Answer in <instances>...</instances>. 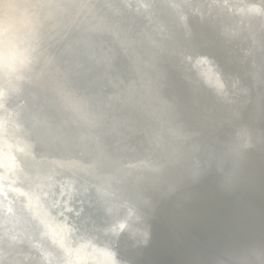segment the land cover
Instances as JSON below:
<instances>
[{
    "label": "water",
    "instance_id": "water-1",
    "mask_svg": "<svg viewBox=\"0 0 264 264\" xmlns=\"http://www.w3.org/2000/svg\"><path fill=\"white\" fill-rule=\"evenodd\" d=\"M84 1L85 23L30 43L29 68L0 77V263H166L142 246L163 228L173 264H202L249 237L232 203L263 177L264 0ZM53 67L109 115L85 125ZM181 181L190 216L160 226Z\"/></svg>",
    "mask_w": 264,
    "mask_h": 264
},
{
    "label": "bare ground",
    "instance_id": "bare-ground-1",
    "mask_svg": "<svg viewBox=\"0 0 264 264\" xmlns=\"http://www.w3.org/2000/svg\"><path fill=\"white\" fill-rule=\"evenodd\" d=\"M86 18H90V14L89 7L84 0H0V77L2 78L1 74L10 67L15 68V70H27L29 68L27 59H29V53L32 52L30 43L43 41L45 35L53 30L66 32L72 26H76L81 22L85 23ZM261 18L264 24V8ZM253 29L254 31L252 30L251 33L255 34L256 28ZM254 37L253 43H259L260 34L254 35ZM45 58L47 64L50 65L51 58L47 54H45ZM259 68L262 70L264 77V64L261 63ZM53 70H55V67L48 72H52V82L77 114L71 111L85 125L90 127L92 123V126H94L99 119L109 115L108 111H112L110 101H103L100 106V99L90 102L83 95L80 94L82 97L77 95L72 89L62 84V80L56 78L57 72L55 73ZM118 100L119 110L129 108L121 103L126 100L123 95ZM119 113L121 112L119 111ZM260 138L246 139L244 143L242 142V146L256 145ZM261 149L263 152L262 163L264 164V148ZM237 155L239 156L238 149ZM179 183L176 186V192L181 197H175V200L173 199V202H170L171 204L165 208L166 211L162 210L160 212L161 214L157 220L160 226L166 221V223L175 227L177 212L178 215L185 214L178 217L181 223L185 221L187 216H190L189 212L187 213L185 209L181 210V207L178 206V199L183 202L186 201L190 187L188 188V184L184 181ZM174 201L177 205H174ZM232 205L234 218L238 224L237 228L247 236H251L253 227L264 222V168L258 191L253 195H246L234 200ZM149 224L152 225L153 222H149ZM162 229L154 237L145 236L142 246L148 248L149 253L153 251L157 256L160 252L164 253L158 261H163L164 258V260L167 259V262L160 264H173V254L170 252L172 240L168 238L169 234L166 231L163 232ZM0 264L8 263L3 262Z\"/></svg>",
    "mask_w": 264,
    "mask_h": 264
},
{
    "label": "clouds",
    "instance_id": "clouds-1",
    "mask_svg": "<svg viewBox=\"0 0 264 264\" xmlns=\"http://www.w3.org/2000/svg\"><path fill=\"white\" fill-rule=\"evenodd\" d=\"M245 134H248V129L238 127L234 137L240 139ZM127 191L129 194H134L135 189L129 186ZM202 264H264V231L228 245Z\"/></svg>",
    "mask_w": 264,
    "mask_h": 264
}]
</instances>
